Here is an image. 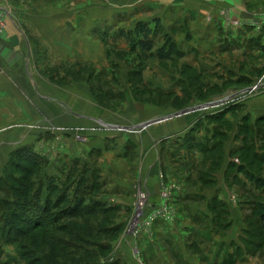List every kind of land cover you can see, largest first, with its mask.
Returning a JSON list of instances; mask_svg holds the SVG:
<instances>
[{
    "label": "rangeland",
    "instance_id": "rangeland-1",
    "mask_svg": "<svg viewBox=\"0 0 264 264\" xmlns=\"http://www.w3.org/2000/svg\"><path fill=\"white\" fill-rule=\"evenodd\" d=\"M191 1L0 0V219L30 229H0V264H264V188L239 169L264 181V26L234 40ZM157 22L154 56L133 53ZM167 38L183 57L159 59ZM25 167L32 229L6 185Z\"/></svg>",
    "mask_w": 264,
    "mask_h": 264
},
{
    "label": "trees",
    "instance_id": "trees-1",
    "mask_svg": "<svg viewBox=\"0 0 264 264\" xmlns=\"http://www.w3.org/2000/svg\"><path fill=\"white\" fill-rule=\"evenodd\" d=\"M160 28L159 22L156 23V30L150 28V26L146 23H139L135 30L128 35V41H129V46L131 48V51L133 53H141L144 55H153V51L155 49V37L158 29ZM158 57L162 61H167L173 59V57H183L182 52L177 48L175 44L171 42L167 38L166 40V47L163 49L159 50ZM29 159V160H28ZM27 160L32 163V165H35V168H37L39 165H42L43 162L35 157H29ZM241 172H246V175L248 179L253 182L255 185H258L259 187L264 188V181L261 179H258L255 177L252 173L247 172L245 168H239ZM24 171H28L32 176L25 177L27 181L24 183L22 189H18L15 186L10 185L9 183L6 185L10 186V190H8V194L11 196H15L17 198V204H14L15 208L20 210L21 213L27 212V210H30V216L31 220H33V224L31 225V229L39 226L36 225L38 224V218L40 220L48 219L47 217V200L42 201L41 194L37 195L34 194L38 190V182H39V177L34 179L33 174H35V170L32 169L28 170V168H23ZM39 172V171H36ZM37 181V183H36ZM5 185V187H6ZM7 188V187H6ZM24 195V198L21 197V195ZM19 198V200H18ZM4 199V198H3ZM1 200V204H5L4 200ZM32 206H30V205ZM10 205V204H9ZM30 207V208H29ZM29 208V209H28ZM38 208V209H37ZM7 218L4 216V220L0 219V229L4 233L7 232L8 234H13L16 233V235H22L24 234L23 232H30V229H27L26 231H23L21 229H18V227L14 226V222L16 220H12L13 217H16L15 214L16 212H6ZM257 216L259 218V221L262 225V230L264 231V204H260L258 206V211H257ZM3 215L1 216V218ZM14 221V222H13ZM16 224V223H15ZM12 237V235H8Z\"/></svg>",
    "mask_w": 264,
    "mask_h": 264
},
{
    "label": "crops",
    "instance_id": "crops-1",
    "mask_svg": "<svg viewBox=\"0 0 264 264\" xmlns=\"http://www.w3.org/2000/svg\"><path fill=\"white\" fill-rule=\"evenodd\" d=\"M189 6L193 16L197 17L199 22L208 18L215 23L222 22L225 30L233 31L231 35L237 41L239 31L243 32L246 27H256L260 35L264 26V0H193ZM177 7L180 8V6ZM8 31L6 29L0 38L9 34ZM246 32L245 30L244 33L248 36Z\"/></svg>",
    "mask_w": 264,
    "mask_h": 264
},
{
    "label": "water",
    "instance_id": "water-1",
    "mask_svg": "<svg viewBox=\"0 0 264 264\" xmlns=\"http://www.w3.org/2000/svg\"><path fill=\"white\" fill-rule=\"evenodd\" d=\"M258 87L259 86L257 85L255 88L247 89L244 92H242L241 95L242 94L243 95L244 94H252L253 92H255L258 89ZM233 98H235V97H231V98H228V99H225V100H222V101L210 103V104H207V105L199 107V108L188 109L186 111L180 112L178 114H175V115H172V116H169V117H166V118H162V119H158V120H155V121H151V122L142 124L140 126H137L136 128H132L131 130L137 129V130H140V131H145V130H147V129L155 126V125H159L161 123H164V122L176 119V118H181V117L187 116L189 114L195 113L197 111H202V110H206V109H210V108H212V109L213 108H218L220 106H223V105L227 104Z\"/></svg>",
    "mask_w": 264,
    "mask_h": 264
},
{
    "label": "built area",
    "instance_id": "built-area-1",
    "mask_svg": "<svg viewBox=\"0 0 264 264\" xmlns=\"http://www.w3.org/2000/svg\"><path fill=\"white\" fill-rule=\"evenodd\" d=\"M6 12L2 7H0V36L6 32L7 25H6Z\"/></svg>",
    "mask_w": 264,
    "mask_h": 264
}]
</instances>
